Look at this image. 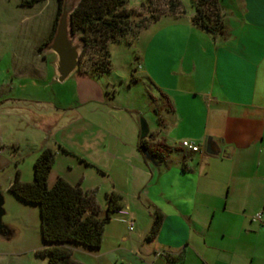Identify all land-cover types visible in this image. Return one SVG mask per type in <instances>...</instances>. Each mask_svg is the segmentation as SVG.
I'll return each instance as SVG.
<instances>
[{
    "label": "crops",
    "instance_id": "1",
    "mask_svg": "<svg viewBox=\"0 0 264 264\" xmlns=\"http://www.w3.org/2000/svg\"><path fill=\"white\" fill-rule=\"evenodd\" d=\"M219 4L223 33L195 24L194 7L182 4L184 10L163 12L136 39L131 76L160 103L159 115L152 107L162 118L160 134L149 130L146 138L170 148L163 161L139 149L140 129L130 143L112 132L83 136L96 149L109 139L112 150L102 153L114 161L122 145L129 147L122 157L132 173L111 189L122 196L116 214L125 244L109 250L115 252L109 264H264V226L253 220L264 211V0ZM182 140L200 151L182 148ZM157 214L160 228L148 237ZM93 249L102 255L101 247Z\"/></svg>",
    "mask_w": 264,
    "mask_h": 264
},
{
    "label": "rangeland",
    "instance_id": "2",
    "mask_svg": "<svg viewBox=\"0 0 264 264\" xmlns=\"http://www.w3.org/2000/svg\"><path fill=\"white\" fill-rule=\"evenodd\" d=\"M22 1L0 0V184L6 211L2 221L9 229V234H0V264H47L46 257L36 254L43 246L38 205L21 201L5 187L17 172L22 181L32 182L38 151L50 147L55 151L50 183L58 176L80 183L105 210L113 183L124 182L132 173L123 158L129 147L118 145L122 151L114 161L102 153L111 152L109 139L96 149L87 147L83 136L90 131L112 132L130 143L135 131L139 133L141 119L149 130L160 134L158 117L152 111L160 103L145 95L141 80H132L139 35L131 37L135 23L168 11L169 0H127L126 7L134 11L133 28L127 39L110 44L111 70L96 74L75 70L63 82L54 78L56 55L46 52L43 44L51 30L56 0H41L32 6ZM180 1L189 10L194 7L193 0ZM82 52V70L104 58V51L95 47ZM158 188L155 183L152 194ZM118 219L119 214H114L105 228L102 255L68 242L72 258L82 264L113 263L115 252L109 250L125 244L118 238L123 231Z\"/></svg>",
    "mask_w": 264,
    "mask_h": 264
},
{
    "label": "trees",
    "instance_id": "3",
    "mask_svg": "<svg viewBox=\"0 0 264 264\" xmlns=\"http://www.w3.org/2000/svg\"><path fill=\"white\" fill-rule=\"evenodd\" d=\"M41 0H23L24 5L32 6ZM63 0H56V13L49 36L44 45L53 37ZM127 0H81L72 13V31H82L81 38L85 47H95L104 51V58L98 59L92 68L77 71L87 74L108 72L111 70L110 44L127 39L133 28L131 17L134 11L126 7ZM195 12L192 21L212 35L223 33V20L219 0H193ZM184 10L180 0H169L168 11ZM163 13V12H162ZM160 13V14H162ZM152 13L146 20L135 23L131 38L139 35L159 16ZM83 49V50H84ZM83 53V52H82ZM134 80V78H132ZM157 101V100H153ZM160 106L154 107L159 115ZM161 124L162 118L158 117ZM2 148L0 144V149ZM139 149L148 150L154 161L164 160V153L170 148L158 142L148 143L147 138L140 139ZM55 161V151L44 147L33 163L34 180L24 182L17 172L9 185V191L25 203L38 205L43 246L36 254L47 258V264H82L72 258L68 242L79 243L89 248H99L102 243L106 223L123 208L121 194L111 191L106 194L107 205L104 211L95 200V196L83 189L80 183L72 184L58 176L52 185L49 175ZM162 215L155 216L148 237L158 232Z\"/></svg>",
    "mask_w": 264,
    "mask_h": 264
},
{
    "label": "water",
    "instance_id": "4",
    "mask_svg": "<svg viewBox=\"0 0 264 264\" xmlns=\"http://www.w3.org/2000/svg\"><path fill=\"white\" fill-rule=\"evenodd\" d=\"M80 1L81 0H63L54 35L45 44V51L56 55L53 61L54 78L59 82L65 81L77 69L80 63L81 53L85 46V42L81 38L82 31H72V13L79 5ZM76 38H78V40ZM148 133V124L144 119H141L140 137L145 138L148 136ZM206 150L208 153L213 152L210 148V143L207 145ZM143 152L145 156L155 162L148 150ZM223 155H226V153L224 152ZM4 202V195L0 192V234H9L8 226L2 221L6 212Z\"/></svg>",
    "mask_w": 264,
    "mask_h": 264
},
{
    "label": "built area",
    "instance_id": "5",
    "mask_svg": "<svg viewBox=\"0 0 264 264\" xmlns=\"http://www.w3.org/2000/svg\"><path fill=\"white\" fill-rule=\"evenodd\" d=\"M179 145L182 148H185L191 151H200L199 144L193 140H182L179 143ZM253 220L264 226V211L262 210L257 211L253 216ZM128 224H129L130 230H132L134 228V220L130 219L128 221Z\"/></svg>",
    "mask_w": 264,
    "mask_h": 264
}]
</instances>
